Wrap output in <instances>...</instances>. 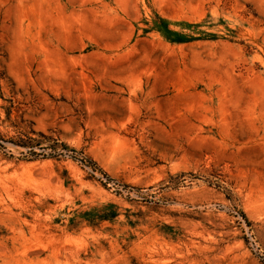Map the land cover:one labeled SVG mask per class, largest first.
Segmentation results:
<instances>
[{
	"label": "rangeland",
	"instance_id": "obj_1",
	"mask_svg": "<svg viewBox=\"0 0 264 264\" xmlns=\"http://www.w3.org/2000/svg\"><path fill=\"white\" fill-rule=\"evenodd\" d=\"M0 264H264V0H0Z\"/></svg>",
	"mask_w": 264,
	"mask_h": 264
}]
</instances>
